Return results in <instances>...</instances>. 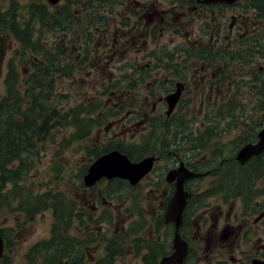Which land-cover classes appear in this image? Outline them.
Masks as SVG:
<instances>
[{"label": "flooded vegetation", "instance_id": "obj_1", "mask_svg": "<svg viewBox=\"0 0 264 264\" xmlns=\"http://www.w3.org/2000/svg\"><path fill=\"white\" fill-rule=\"evenodd\" d=\"M246 4L245 0H116L115 6L101 7L96 14L91 39L80 32L74 37L72 32L66 34L70 56L82 57L83 62L72 76L78 68L89 70V76L94 69H114L110 85L101 87L110 92L112 106L101 108L98 118L89 121L88 134L80 140L81 161L73 163L82 180L84 220L76 250L66 257L68 264H92L104 257L115 264L127 253L140 257L141 264H160L174 254L177 232L187 245L181 264H264V150L244 164L236 158L243 145L259 141L264 114L258 111L264 104L255 105L259 123L243 136L238 150L227 156L225 150L211 147V95L226 85L229 48L264 32L263 8L247 9ZM226 7H233L232 13L221 12ZM261 46L258 43L257 50L249 48L247 53L263 57ZM248 58H241V65ZM259 67L264 74V65ZM258 72L251 67V75ZM175 93L178 99L171 106L169 96ZM187 111H196L194 118L185 117ZM111 112L113 120L103 119ZM189 126L196 130L188 138L184 128ZM138 127L142 134L136 135ZM158 127L163 135L156 134ZM114 150L132 162L153 158V166L136 183L105 176L87 186L84 178L90 166ZM190 173L183 181L189 196L177 226L167 213L178 181ZM0 229L6 258L11 241L7 227Z\"/></svg>", "mask_w": 264, "mask_h": 264}, {"label": "trees", "instance_id": "obj_2", "mask_svg": "<svg viewBox=\"0 0 264 264\" xmlns=\"http://www.w3.org/2000/svg\"><path fill=\"white\" fill-rule=\"evenodd\" d=\"M62 1L58 5H49L43 0H30L23 7L17 0H11L10 6H4L0 1V40L6 36V41L16 43L11 46L13 53L6 61L4 93L0 98V217L19 210L28 216L49 207L54 210L52 238L32 248L31 264H38L36 256L39 253L43 255V264H68L66 257L69 251L76 250L75 241H79L72 237L71 243L68 242L70 220L67 221V218H73L75 207L80 206L79 200L68 199L67 202L63 193L51 189L35 193L28 178L34 171L42 144L70 125L83 127L80 114L67 107L68 95L59 88V81L71 77L72 71L83 63L82 57L77 60L74 55L70 56L66 34L72 32L74 37L80 32L83 38L91 39L90 31L95 30V16L100 8H111L116 2ZM80 15L86 20L82 21ZM48 32L54 36L50 42L45 37ZM89 45L87 42L86 46ZM220 52L217 50L216 55ZM18 54L22 66H28L27 70L24 68V74L16 66ZM89 121L84 127L89 126ZM226 176L224 174V178ZM79 183L80 190L81 178ZM17 198H20L19 205L15 204ZM0 232L2 234L3 230ZM110 263L111 260L104 257L92 264ZM0 264L11 263L6 257L0 259Z\"/></svg>", "mask_w": 264, "mask_h": 264}, {"label": "rangeland", "instance_id": "obj_3", "mask_svg": "<svg viewBox=\"0 0 264 264\" xmlns=\"http://www.w3.org/2000/svg\"><path fill=\"white\" fill-rule=\"evenodd\" d=\"M0 1L4 6L11 5V0ZM17 1L20 7L30 2V0ZM43 1L49 3V0ZM245 2H247L245 6L247 9L260 6L264 10V0H245ZM49 5L51 4L49 3ZM231 9L233 7H226L221 12L229 14L232 13L230 12ZM238 9H240L239 6ZM77 11L81 10L77 9ZM80 19L82 21L86 20L82 18V15H80ZM90 29L91 27L87 29V32ZM91 31H94V28ZM45 37L50 42L54 36L52 32H48ZM3 38L4 40H0V98L4 93L3 81L6 73V61L12 56L11 46L16 45L15 42L12 43L9 39L6 41V36ZM75 40L79 39L75 38ZM248 42H251V44ZM258 43L264 49V32L252 40L245 42L238 40L229 48L231 50V62L230 67L224 74L226 75V85L222 86L220 91L217 88L211 95V105H214V108L211 107V135H213L211 136V147L215 146L218 150H225L227 156V152L237 150L244 144L243 136L247 137L250 131L259 123V120L256 119L255 105L264 104V74L260 73L259 67L261 64L264 65V55L260 57V55L256 56V53L255 56L247 53L249 48L257 50L254 46ZM73 51L75 53V49ZM20 56L18 54L16 58V66L19 67L21 74H24V68L27 70L26 67L28 66H22L24 64L21 63ZM245 57L249 58L244 66L241 65L240 59ZM252 66L257 67L259 72L251 75ZM113 70V68L94 69L93 76H89V70L86 72V70L78 68L73 76L64 77L59 81L60 91L68 95L67 107L80 114L79 119H82L83 127L70 125L40 146L42 151L36 157L34 171L28 178L35 193L51 189L63 193L67 202L68 199L79 200V202L82 199V193L79 190L80 171L73 169V163L77 165L81 161L82 141L80 140H83L84 136L88 134L87 127H84L85 122L98 118L97 115L101 108L112 106L110 92L109 94L104 93L101 87L110 85L108 84L111 81L110 72ZM215 70L217 73L218 69ZM110 88L114 87L110 86ZM126 109L118 117L124 115ZM260 112L264 114V110L258 111V114ZM206 113V111L202 113L203 118L207 117ZM187 114L185 117L194 118L196 111H187ZM115 117L112 118L111 112L109 115L108 113L104 115L103 119L110 121ZM76 118L78 119L77 115ZM196 126L185 127L184 134L188 138L191 137L196 130ZM140 127L135 131L136 135L142 134L138 131ZM239 133L241 136L238 135ZM156 134L163 135L160 127L157 128ZM71 135L73 136L71 137ZM55 176H58V178L56 179ZM10 186L8 184V187ZM15 204H20V198H17ZM4 209L7 210L8 207ZM23 212L19 210L17 213H7L0 217V227H7V233L11 241V252L7 257V261L11 264H31L29 259L32 257V251H29L30 246L39 240H46L55 221L52 207L42 212L29 214V216ZM69 220V234L74 235L76 239H80L78 235L81 234L83 228L81 222L84 220V216L79 205L74 209L73 218L67 219V221ZM94 231L97 232L98 230L95 229ZM27 251H29L28 256H26ZM42 256L40 253L36 256L38 263L42 262ZM115 264H141V259L140 257L134 258L133 254L127 253L120 257Z\"/></svg>", "mask_w": 264, "mask_h": 264}, {"label": "water", "instance_id": "obj_4", "mask_svg": "<svg viewBox=\"0 0 264 264\" xmlns=\"http://www.w3.org/2000/svg\"><path fill=\"white\" fill-rule=\"evenodd\" d=\"M61 0H49L53 5H57ZM210 1V0H207ZM222 1H234V0H222ZM178 99V93L171 94L169 101L171 106L176 103ZM259 141L256 143H247L242 146L236 155L237 160L244 164L252 156L259 154L264 150V129L259 133ZM153 166V158H144L139 162H132L128 156L121 153L119 150H114L99 157L89 168L88 173L85 175V184L91 186L96 183L102 177H121L126 178L136 183L139 181ZM190 174H185L182 179L177 183V190L173 200L170 203V207L167 213L169 220H173L180 225L182 221V212L186 205V199L189 194L184 190L183 181ZM186 242H183L179 233L175 236V252L170 257L162 258L160 264L174 263L181 264L186 254ZM4 252V239L0 234V258Z\"/></svg>", "mask_w": 264, "mask_h": 264}, {"label": "bare ground", "instance_id": "obj_5", "mask_svg": "<svg viewBox=\"0 0 264 264\" xmlns=\"http://www.w3.org/2000/svg\"><path fill=\"white\" fill-rule=\"evenodd\" d=\"M188 144V143H187ZM190 145V144H189Z\"/></svg>", "mask_w": 264, "mask_h": 264}]
</instances>
